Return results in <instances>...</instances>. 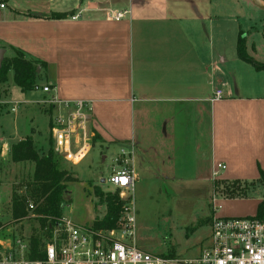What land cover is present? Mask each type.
<instances>
[{
    "label": "crops",
    "instance_id": "0c3cea01",
    "mask_svg": "<svg viewBox=\"0 0 264 264\" xmlns=\"http://www.w3.org/2000/svg\"><path fill=\"white\" fill-rule=\"evenodd\" d=\"M4 4L3 58L12 57L15 49L43 63L37 84L50 91L21 92L9 72L2 86L0 118L14 109V115L19 112L28 123L21 136L0 139V159L11 161V146L26 137L39 151H48L51 120L68 110L66 104L84 102L90 108V150L96 143L119 147L118 156L124 154L121 159L134 176L133 201L136 188L145 191L151 185L157 192H186L184 186L193 185V192H208L218 163L226 166L219 174L225 182H264V71L238 58L240 25L233 45L225 42L236 29L228 24H238L237 18L246 19L249 13L256 17L247 2L5 0ZM116 12L125 15L120 20L108 18ZM54 13L67 16L49 18ZM251 36L246 49L256 62L264 63L259 57L263 40L258 34ZM234 70L252 82L241 85ZM216 91L222 92V99L214 98ZM33 109L35 119L36 109L47 115L44 135L31 126ZM0 131L5 133L1 123ZM241 199L219 198L228 203L220 215L255 217L264 192L250 212L237 211L235 203ZM210 215L211 211L206 217L209 233Z\"/></svg>",
    "mask_w": 264,
    "mask_h": 264
},
{
    "label": "rangeland",
    "instance_id": "374dc122",
    "mask_svg": "<svg viewBox=\"0 0 264 264\" xmlns=\"http://www.w3.org/2000/svg\"><path fill=\"white\" fill-rule=\"evenodd\" d=\"M244 1L247 2L252 11H255L256 17L249 13L248 15L246 14V19L237 18L238 24L236 22L235 24H228V27L234 26L236 29L235 33L230 34V38L226 35L225 42L227 45L232 43L230 47L233 45L237 36V26L240 25L243 30L240 33H245L246 35L244 40L247 57L255 61L253 54L246 49L247 36L250 38L253 37L251 36L252 34H258L263 40L261 44L263 50L259 57L264 59V12L254 7L248 0ZM261 1L264 2V0ZM255 26H258L257 33H254L256 30ZM234 72L235 76H237V82L241 83V85L244 83L248 84L249 81L252 82L246 74L241 75L235 70ZM220 78L218 76L217 80H221L224 83L225 80ZM226 81L233 85V80L230 77H227ZM12 106L13 103H11L9 111ZM36 111L38 116L35 119V109H33L34 113L32 116L34 121L31 126L44 135L47 129V115L41 113L38 109ZM0 123L5 131L4 134L0 131V139L5 140L9 136L10 138L21 136L25 132L28 122L19 112L14 115L10 111L9 114H4L0 118ZM27 134H29L28 131ZM49 140L52 146V140L50 138ZM36 149L40 154L47 152H43L41 149L39 151L38 146H36ZM118 152L119 147L115 145L96 143L78 166H73L63 156H58L62 158L60 166L76 176V181L67 185L64 194L67 203L63 204L62 217L75 225H92L94 228V221L101 220L106 214V204L102 200L107 197V199H118L121 201V191L114 189L107 182L112 168H116V165H118L115 162ZM32 170L33 164L30 162L16 165L6 157H4V160L0 159V201L3 204L10 201L14 190L17 193L22 190L24 193L25 185L29 183ZM101 180H104V183H101ZM253 185L255 186L247 192L249 186ZM263 185L264 182L260 179L258 182L255 180L254 183L248 184L235 181L225 182L221 178H216L208 192H193L194 189H191V187H196L194 185L184 186V188L188 189L186 192L178 189L179 191L175 193L168 191L157 192L156 186L152 185L145 191L136 188L134 190L135 242L139 248L152 254L181 257L195 255L206 244L203 243L202 245L200 242L208 238L209 227L207 226L208 220L206 217L210 213L213 195L223 199L244 198L235 203L237 211L250 212L255 207V199L263 195ZM96 190L102 194V200L96 195ZM227 204V202H221L224 207ZM94 218L95 220H93ZM4 224H11V222L5 221ZM10 228L13 230L14 236L22 240H26L40 232L36 216L33 218L28 214L21 221L12 223ZM8 231H4V235L9 234Z\"/></svg>",
    "mask_w": 264,
    "mask_h": 264
},
{
    "label": "built area",
    "instance_id": "2783aa9c",
    "mask_svg": "<svg viewBox=\"0 0 264 264\" xmlns=\"http://www.w3.org/2000/svg\"><path fill=\"white\" fill-rule=\"evenodd\" d=\"M3 9L5 4L0 3V10ZM124 15L125 12L109 13L108 18L120 20ZM37 91L48 93L50 87L36 84L33 92ZM214 98L222 99V92L216 91ZM66 107V112L51 120L49 133L54 154L65 155L66 161L75 164L90 150L91 137L87 131L90 108L84 102L66 104ZM121 156L124 154L115 159L118 165L112 168L107 179L114 189L121 191V208L114 228L79 226L62 217L50 237L40 241L33 257L31 237L22 240L10 228L12 223L19 222L13 220L11 199L6 204L0 201V264H264V222L255 217H222L221 197L215 195L211 199L210 233L197 254L167 256L139 248L135 242L134 176ZM225 170L224 164H216L213 180ZM35 209L28 202L26 212L33 218ZM5 221L11 224H4ZM6 230L9 234L4 235Z\"/></svg>",
    "mask_w": 264,
    "mask_h": 264
},
{
    "label": "trees",
    "instance_id": "16d2710c",
    "mask_svg": "<svg viewBox=\"0 0 264 264\" xmlns=\"http://www.w3.org/2000/svg\"><path fill=\"white\" fill-rule=\"evenodd\" d=\"M5 0H0L4 3ZM33 16V15H30ZM67 14H51V19L65 18ZM35 17V16H34ZM242 33H239L237 39V55L238 58L251 65L257 71H264V64L255 62L247 57L245 51V40ZM12 57H4L0 67V99L2 97V86L8 81L9 72L13 73V83L21 92L33 91L37 84L39 71L37 69L44 68V64L29 60L25 55L13 49ZM10 160L13 163L33 164V170L29 183L25 185L24 193L13 191L12 201V217L15 221H20L27 216L26 206L28 202H32L35 206L34 215L39 225V233L32 235L30 244L32 247V256H35V250L42 239L50 237L51 230L57 225L62 218V207L66 204L64 194L68 183L76 181L74 175L69 170L60 166L62 158L56 156L52 151V146L44 154H40L34 147L30 137L13 144L10 148ZM264 180V175L261 173ZM96 195L102 200V194L96 190ZM103 203L106 204V214L101 220L94 221L95 229H112L115 227L117 217L120 212L121 202L117 199H107L105 197ZM255 218L264 222V199L257 205Z\"/></svg>",
    "mask_w": 264,
    "mask_h": 264
},
{
    "label": "water",
    "instance_id": "95a60500",
    "mask_svg": "<svg viewBox=\"0 0 264 264\" xmlns=\"http://www.w3.org/2000/svg\"><path fill=\"white\" fill-rule=\"evenodd\" d=\"M248 1L258 10L264 12V2H262L261 0H248ZM3 54H4V51L0 49V67H1V62L3 60ZM37 71H39V69H37ZM62 156L64 157L65 155H62ZM101 183H104V180H102Z\"/></svg>",
    "mask_w": 264,
    "mask_h": 264
}]
</instances>
